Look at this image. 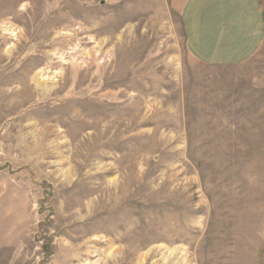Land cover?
I'll return each instance as SVG.
<instances>
[{"label":"rangeland","instance_id":"1","mask_svg":"<svg viewBox=\"0 0 264 264\" xmlns=\"http://www.w3.org/2000/svg\"><path fill=\"white\" fill-rule=\"evenodd\" d=\"M0 264H264V37L206 65L169 0H0Z\"/></svg>","mask_w":264,"mask_h":264},{"label":"crops","instance_id":"2","mask_svg":"<svg viewBox=\"0 0 264 264\" xmlns=\"http://www.w3.org/2000/svg\"><path fill=\"white\" fill-rule=\"evenodd\" d=\"M181 18L188 53L206 65H239L262 44L259 0H169Z\"/></svg>","mask_w":264,"mask_h":264}]
</instances>
